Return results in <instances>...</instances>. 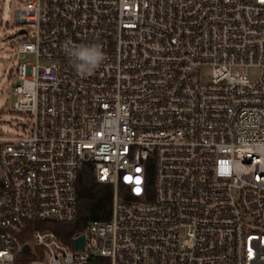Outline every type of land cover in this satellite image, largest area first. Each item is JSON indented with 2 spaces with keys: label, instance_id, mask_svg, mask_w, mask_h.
<instances>
[{
  "label": "built area",
  "instance_id": "obj_1",
  "mask_svg": "<svg viewBox=\"0 0 264 264\" xmlns=\"http://www.w3.org/2000/svg\"><path fill=\"white\" fill-rule=\"evenodd\" d=\"M13 19L32 124L0 136V264H264V0H18ZM81 46L104 54L91 73ZM85 163L112 218L66 244L37 224L76 221Z\"/></svg>",
  "mask_w": 264,
  "mask_h": 264
},
{
  "label": "rangeland",
  "instance_id": "obj_2",
  "mask_svg": "<svg viewBox=\"0 0 264 264\" xmlns=\"http://www.w3.org/2000/svg\"><path fill=\"white\" fill-rule=\"evenodd\" d=\"M18 7V0H0V136L13 137L25 133L22 125L29 127L31 117L17 112L14 108L16 98L13 95V79L16 78L19 57L17 46L26 40L21 31H29L30 27L16 25L13 15ZM26 62L34 63L35 56H27ZM210 70H204L208 75ZM31 259V254L26 255Z\"/></svg>",
  "mask_w": 264,
  "mask_h": 264
},
{
  "label": "trees",
  "instance_id": "obj_3",
  "mask_svg": "<svg viewBox=\"0 0 264 264\" xmlns=\"http://www.w3.org/2000/svg\"><path fill=\"white\" fill-rule=\"evenodd\" d=\"M153 165L149 174L150 190L153 189ZM78 215L76 221L70 224L43 223L37 224L41 229L54 231L62 242L71 243L76 234L84 233L89 224L105 222L112 218L114 187L110 184L99 183L94 166L91 163L83 164L77 184ZM121 196L127 198L125 188L122 187ZM32 226V224H31ZM90 264H110L107 259L97 258Z\"/></svg>",
  "mask_w": 264,
  "mask_h": 264
},
{
  "label": "clouds",
  "instance_id": "obj_4",
  "mask_svg": "<svg viewBox=\"0 0 264 264\" xmlns=\"http://www.w3.org/2000/svg\"><path fill=\"white\" fill-rule=\"evenodd\" d=\"M70 55L78 61L76 64L77 71L85 74L94 71L104 59V54L99 46H81L72 49Z\"/></svg>",
  "mask_w": 264,
  "mask_h": 264
},
{
  "label": "water",
  "instance_id": "obj_5",
  "mask_svg": "<svg viewBox=\"0 0 264 264\" xmlns=\"http://www.w3.org/2000/svg\"><path fill=\"white\" fill-rule=\"evenodd\" d=\"M24 33H25V31H21V34H24ZM75 243H76V249L77 250H83L84 249V237L83 236L80 237ZM29 250H30L29 246H26L24 248L25 252H28Z\"/></svg>",
  "mask_w": 264,
  "mask_h": 264
}]
</instances>
